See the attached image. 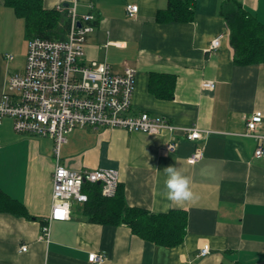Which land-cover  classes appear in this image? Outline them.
<instances>
[{
    "label": "crops",
    "instance_id": "crops-1",
    "mask_svg": "<svg viewBox=\"0 0 264 264\" xmlns=\"http://www.w3.org/2000/svg\"><path fill=\"white\" fill-rule=\"evenodd\" d=\"M185 1L192 4V18L171 16V2ZM228 2L240 3L264 24V0H43L45 9L76 4L80 15L94 14L88 62H106L117 73L135 69L130 115L165 117L179 128L154 135L77 128L61 147L60 163L74 170H117L130 207L153 214L181 210L186 234L175 247L157 245L126 224L93 221L74 201L70 219L53 222L49 239H43L53 202L54 141L17 133L13 119L5 117L0 189L32 218L0 212V264H264V157L255 156L257 141L243 135L247 118L264 114V63L236 62L222 15ZM128 5L139 7L136 16H128ZM220 36L221 46L209 51ZM29 40L24 20L0 0V101L9 77L25 68ZM206 80L215 82L214 90L203 88ZM186 127H197L200 139L189 140L181 130ZM172 138L177 148L168 152ZM197 147L204 157L190 164ZM168 166L192 178L195 201L168 206L160 194ZM204 245L210 252L201 257ZM93 253L104 260L89 261Z\"/></svg>",
    "mask_w": 264,
    "mask_h": 264
},
{
    "label": "built area",
    "instance_id": "built-area-1",
    "mask_svg": "<svg viewBox=\"0 0 264 264\" xmlns=\"http://www.w3.org/2000/svg\"><path fill=\"white\" fill-rule=\"evenodd\" d=\"M66 13L69 27L65 39L53 40L35 37L29 40L23 72L12 74L0 101V123L5 117L13 119L14 130L29 136L47 137L54 141L56 168L52 175L51 212L42 224V238L48 240L50 227L55 221L70 219L72 203L88 201L84 192L86 184H99L105 197L117 194L120 177L115 169L74 170L60 163V150L69 135L77 128H122L128 132L159 134L164 130L174 133L177 126L165 117L142 113L130 115L136 85V70L127 68L123 73L113 71L106 62L86 59V41L94 31L95 16L80 15L76 4L55 8ZM129 17L139 11L137 5H128ZM222 36L214 39L209 51L221 46ZM12 59V56H7ZM206 90H214L215 82L206 80ZM263 113L258 111L247 118L243 134L257 141L255 156L264 157ZM192 141L200 139L197 127L181 128ZM177 143L172 138L166 146L174 152ZM204 157V150L197 147L189 158L194 164ZM22 246L21 251H26ZM210 252L204 245L199 255ZM104 254H90L89 261L101 263Z\"/></svg>",
    "mask_w": 264,
    "mask_h": 264
},
{
    "label": "trees",
    "instance_id": "trees-1",
    "mask_svg": "<svg viewBox=\"0 0 264 264\" xmlns=\"http://www.w3.org/2000/svg\"><path fill=\"white\" fill-rule=\"evenodd\" d=\"M6 6L24 20L29 39H65L69 27L66 13L45 9L43 0H5ZM192 4L171 2L169 13L174 18L189 20L193 16ZM230 30V43L235 51V60L240 64L264 63V24L246 12L238 2H228L222 7ZM84 192L88 201L83 203V212L100 224H126L132 232L157 245L175 247L185 238L187 218L185 212L172 210L165 214H153L145 209L130 207L123 188L119 185L114 197H105L101 186L86 184ZM0 212L32 218L25 205L0 189ZM44 223V222H43Z\"/></svg>",
    "mask_w": 264,
    "mask_h": 264
},
{
    "label": "clouds",
    "instance_id": "clouds-1",
    "mask_svg": "<svg viewBox=\"0 0 264 264\" xmlns=\"http://www.w3.org/2000/svg\"><path fill=\"white\" fill-rule=\"evenodd\" d=\"M164 187L161 196L169 202L168 206L182 207L197 199L192 189V178L178 167L168 166L164 169Z\"/></svg>",
    "mask_w": 264,
    "mask_h": 264
},
{
    "label": "bare ground",
    "instance_id": "bare-ground-1",
    "mask_svg": "<svg viewBox=\"0 0 264 264\" xmlns=\"http://www.w3.org/2000/svg\"><path fill=\"white\" fill-rule=\"evenodd\" d=\"M263 116H264V114H263ZM90 256V255H89Z\"/></svg>",
    "mask_w": 264,
    "mask_h": 264
},
{
    "label": "rangeland",
    "instance_id": "rangeland-1",
    "mask_svg": "<svg viewBox=\"0 0 264 264\" xmlns=\"http://www.w3.org/2000/svg\"><path fill=\"white\" fill-rule=\"evenodd\" d=\"M25 67V66H24Z\"/></svg>",
    "mask_w": 264,
    "mask_h": 264
},
{
    "label": "water",
    "instance_id": "water-1",
    "mask_svg": "<svg viewBox=\"0 0 264 264\" xmlns=\"http://www.w3.org/2000/svg\"><path fill=\"white\" fill-rule=\"evenodd\" d=\"M99 185V184H98Z\"/></svg>",
    "mask_w": 264,
    "mask_h": 264
}]
</instances>
